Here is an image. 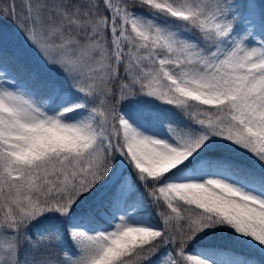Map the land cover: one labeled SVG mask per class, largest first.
I'll return each mask as SVG.
<instances>
[{
	"label": "snow or ice",
	"instance_id": "obj_1",
	"mask_svg": "<svg viewBox=\"0 0 264 264\" xmlns=\"http://www.w3.org/2000/svg\"><path fill=\"white\" fill-rule=\"evenodd\" d=\"M0 21V264H264V0Z\"/></svg>",
	"mask_w": 264,
	"mask_h": 264
},
{
	"label": "trees",
	"instance_id": "obj_2",
	"mask_svg": "<svg viewBox=\"0 0 264 264\" xmlns=\"http://www.w3.org/2000/svg\"><path fill=\"white\" fill-rule=\"evenodd\" d=\"M19 2L20 0H17L18 4ZM0 35H7L10 38L15 35L11 21H0ZM152 215L153 217H155V209H153ZM225 243L230 244L231 242L225 241ZM233 246L236 248L238 252L249 257L250 259H256V260L262 259L260 253L257 250L250 249L247 246H241V245H233Z\"/></svg>",
	"mask_w": 264,
	"mask_h": 264
}]
</instances>
